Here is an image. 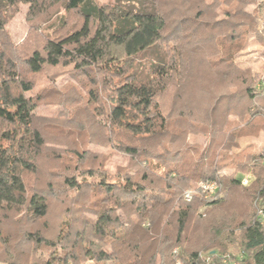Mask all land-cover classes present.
Here are the masks:
<instances>
[{"label":"trees","instance_id":"trees-1","mask_svg":"<svg viewBox=\"0 0 264 264\" xmlns=\"http://www.w3.org/2000/svg\"><path fill=\"white\" fill-rule=\"evenodd\" d=\"M48 1L0 0V212L31 225L18 236L0 227V264H264V63L254 74L235 61L249 35L264 60V0H61L82 22L25 54L4 25L19 3ZM58 65L78 72L84 106L101 118L93 140L128 155L120 176L84 167L75 143L59 186L32 183L46 140L29 74ZM60 126L62 137L82 128ZM199 180L216 193L185 200ZM229 189L244 213L223 211ZM58 192L72 207L48 238L36 226Z\"/></svg>","mask_w":264,"mask_h":264},{"label":"rangeland","instance_id":"rangeland-1","mask_svg":"<svg viewBox=\"0 0 264 264\" xmlns=\"http://www.w3.org/2000/svg\"><path fill=\"white\" fill-rule=\"evenodd\" d=\"M58 1H48L50 4L47 5L46 10H31L28 4L19 3L15 13L7 19L4 29L12 43L25 54L31 53L34 49H41L48 37H54L76 28L82 22L77 12L66 11L62 7V1ZM94 1L99 4H107L113 0ZM251 8L252 6H248L246 9L250 11ZM262 53L263 49L249 35L245 47L237 54L235 61L238 66L249 67L254 74H260L264 63ZM29 77L33 82V89L28 95L33 96L34 99L38 97L36 98L37 106L34 109L35 125L41 130L46 140V149L38 158L39 170L36 176L29 175L30 179L34 178L32 183H44V180L51 178L57 183L56 186H59L61 178L58 174L64 171L63 166L59 164L60 160L68 155L76 160L69 151V148L74 147L75 143L89 154V157L84 161V167H96L100 163V167L108 176H120L121 171H125L129 166V157L108 146L98 144V140L96 142L93 140L97 133L96 124L101 118L100 116L93 118L84 106L85 99L83 97L86 88L82 85L80 81L82 78L78 72H75L71 65L45 66L39 73L29 74ZM199 102L200 99L198 100L196 97V103L200 105ZM199 107L200 112L203 104ZM71 115L73 116L72 122ZM82 122L83 124L80 125ZM60 124L65 127L72 125L75 129L82 126L81 132L77 129L79 132H76L75 136L62 137ZM203 140L202 135L190 134L188 136L190 143H201ZM261 140V137L256 139L258 143ZM236 177L244 184L252 180L251 175L237 174ZM238 191L233 189L225 194L223 211L228 215H240L247 210L246 205L239 202L241 198L239 195L242 193L241 190ZM79 199L82 201L83 198L80 196ZM71 200L73 198L65 196L63 192L55 193L54 197L49 199L47 216L36 226L42 230L43 235L48 238L56 235L61 221L65 217L66 207H72ZM201 211L202 208L199 209V212ZM8 215L12 214L0 212V227L4 234L18 236L24 229L31 227L25 218L13 215V218L6 219ZM172 221L173 227H175L176 218L173 217ZM41 223H45L42 228ZM30 248L31 246L28 250H31ZM85 264L93 263L87 261Z\"/></svg>","mask_w":264,"mask_h":264},{"label":"built area","instance_id":"built-area-1","mask_svg":"<svg viewBox=\"0 0 264 264\" xmlns=\"http://www.w3.org/2000/svg\"><path fill=\"white\" fill-rule=\"evenodd\" d=\"M195 188L200 189L206 197L214 195L218 189V184L214 180L202 181L199 180L194 184V187L188 188L183 192L185 200H189L194 193ZM175 264H181L179 260L175 261Z\"/></svg>","mask_w":264,"mask_h":264}]
</instances>
